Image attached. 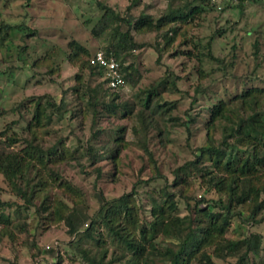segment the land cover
<instances>
[{"label": "rangeland", "instance_id": "1", "mask_svg": "<svg viewBox=\"0 0 264 264\" xmlns=\"http://www.w3.org/2000/svg\"><path fill=\"white\" fill-rule=\"evenodd\" d=\"M97 1L122 15H150L155 19L168 4L177 7L184 0H134L132 5V0H0V106L4 111L0 117V139L17 138L16 145L11 146L15 150L26 144L25 139L34 129L37 142L44 149L55 146L58 151L48 159L41 175L34 171L26 174L31 184L41 180L29 203L0 173V212L10 219L8 224L0 223V264H87L71 247L77 233H68L63 218L42 210V203L53 208L57 204L82 205L87 218L79 226V232L89 225L90 216L99 208L95 195L98 190L107 200L128 194L140 218L149 214V194L159 195L163 186L175 193L173 197L181 215L186 212V201L193 205L200 196L206 200L202 205L219 198L220 204H225V196L214 187H207L196 175L187 176L183 183L187 198L178 196L181 184L174 181V170L207 143L204 124L209 108L218 98L226 97L225 90H240L245 83L264 88V0H245L241 6L209 2L188 22L174 24L179 35L167 46L162 42V34L169 25L158 32L133 31L135 41L143 44L133 51L138 81L116 90L118 100L135 105L142 89L164 76L168 82L178 77L176 88L167 83L161 92L163 98L172 101L171 109L155 116L167 134L162 137L156 129L146 133V147L152 159L142 146L144 135L132 131L138 127L135 108L124 116L121 110H117V115H98L96 121H92L93 113L88 109L84 113L79 110L84 99H79L74 86L103 85V73L92 72L88 63L80 66L70 61L68 44L70 41L81 44L89 56L109 44L108 31L98 36L90 31L101 14ZM14 23H19L21 29L6 27ZM254 41L258 43L257 53L252 46ZM208 48L212 58L204 54ZM89 56L81 55V59L87 60ZM76 74L80 76L79 82ZM60 99L63 108L59 114H52L46 101L59 104ZM37 101L53 116L43 119L40 126L27 129L26 124L34 122ZM227 105L234 113L240 109L239 100ZM258 105L257 109L263 110L264 93L259 95ZM191 117L193 122L189 121ZM219 122L212 131L215 143L221 141L224 133ZM118 125H123L118 133L122 140L113 142ZM232 140L228 138L227 142ZM88 143L100 151V157L94 161L85 153ZM221 148L226 155L242 153L224 144ZM61 183L71 184L75 192L67 191ZM21 186L24 188V182ZM250 208V203L231 206V211L240 210L241 215L230 219L225 236L238 239L251 233L260 234L259 252L250 256L252 264H264V210L254 216L258 220L255 222L250 219ZM94 232L95 236H101L99 243L90 239L82 243L92 252L97 248L105 250L106 263L119 253L117 244L111 243L101 225L95 224ZM157 240L164 241L162 236ZM208 251L212 252V247ZM212 260L214 264H232L236 257L222 259L212 255Z\"/></svg>", "mask_w": 264, "mask_h": 264}, {"label": "trees", "instance_id": "2", "mask_svg": "<svg viewBox=\"0 0 264 264\" xmlns=\"http://www.w3.org/2000/svg\"><path fill=\"white\" fill-rule=\"evenodd\" d=\"M209 1L184 0L177 7H172L170 3L163 14L155 19L150 15L138 17H133L129 13L122 15L110 6L97 1L101 14L90 31L95 36L104 31L109 32V44L98 49H102L106 54H112L118 61L124 85L127 83L135 85L138 81V74L133 51L143 44L135 41L133 31L158 32L169 25L162 34L164 39L162 42L167 46L179 35L178 26L174 24L188 22L195 14L201 12ZM244 2L245 0H238L234 5L241 6ZM132 3L134 0L131 1V5ZM129 8L130 4L127 6V9ZM6 27L21 29L19 23L7 24ZM68 45L70 46L68 51L70 61L77 65L79 63L80 66L88 63L92 72L102 74L100 67L89 62L94 51L89 56V51L81 44L70 41ZM252 46L254 53H257V41H254ZM204 54L212 58L209 48ZM81 55L89 57L87 60H82ZM197 58L201 62L200 52L197 53ZM79 78V74H76L77 82ZM166 78L164 76L157 83L142 89L135 105H129L127 101H119V94L115 91L123 86L110 88L105 79L102 80L103 85L100 84L95 88L77 83L74 86L75 90H78L77 96L80 100L84 99V106H82L84 108L81 107L79 110L84 113L88 109L93 113L92 121H96L94 119L98 115H117V112L121 110L124 116L130 114L132 108H135L134 114L138 127H133L132 131L135 134L139 131L144 135L142 146L152 159L146 147V133L151 129H156L162 137L167 134L165 129L160 127V122L156 121L155 116L158 113L163 115L165 111L171 109L172 101L163 98L161 92L167 83L171 88H176L175 79L178 77L170 79L169 82ZM225 92L226 97L218 98L209 108V117L204 124L208 136L207 143L196 149L193 158L184 161L174 170V181L181 184L177 190L178 196L187 198L184 194L183 183L187 176L196 175L205 181L207 187H214L217 192L224 195L225 204H220L221 198H219L202 205L206 200L200 196L201 198H197L193 205L186 201V212L181 215L178 212L177 201L173 197L175 193L163 186L159 188V195L149 194V214L140 218L134 201L128 197V194L107 200L98 190L95 195L99 201V208L90 216L89 225L79 232V226L87 218L82 205L79 203H74L72 206L62 204L60 207L57 204L53 208L50 204L42 203V210L48 211L50 215L63 218L68 226V233H77L78 238L73 241L71 247L77 250L87 264H113V262L118 264H214L212 255L222 259L234 256L236 260L232 264H252L250 255L258 254L262 242L261 235L251 233L249 236L232 239L227 238L225 233L228 230L230 219L236 214L241 215L240 210L231 211L232 205L250 203L249 216L255 222L258 220L254 216L264 210V108L261 111L257 109L260 106L258 97L264 93V88L247 86L245 83L240 90L235 89L230 92L225 90ZM234 100L240 101V109L237 113L230 110L227 105ZM47 105L51 108L52 114H59L64 103L62 99L59 104L54 100H47ZM45 109L46 107H40L39 102H36L32 117L34 122H28L27 129H30L32 125L40 126L43 119H50L53 116ZM3 112L0 106V117ZM189 121L193 122V117L189 118ZM218 121L224 133L221 141L215 143L212 131ZM162 123L165 125L164 121ZM117 127L115 133L117 136L112 138L113 142L122 140L118 133L122 131L123 125ZM186 127H188L187 124ZM228 138H232V142L228 143ZM25 141V145L14 150L11 146L16 145L17 138L6 136L0 139V173L12 189H15L16 193L29 203L34 192L41 185V180L37 179L31 184V178L26 174L34 171L41 175L42 168L46 166L48 159L55 157L58 151L55 146L44 149L37 142L34 129ZM222 144L235 147L236 151L242 153L239 155L230 152L226 155V151L221 148ZM85 153L93 161L100 157L99 149L91 144L87 146ZM33 177L36 178L35 175ZM23 182L24 188L21 186ZM62 185L67 191L75 192L71 184ZM218 207L221 210H218ZM9 222L8 215L1 211L0 223L8 224ZM95 224L105 229L106 236L110 237L111 243L117 244L115 248L119 250V253L106 263L104 262L105 250L97 248L95 252H92L89 246L82 243L86 239L99 243L101 236H95ZM159 236H162L164 241L157 240ZM211 247L212 252L208 251Z\"/></svg>", "mask_w": 264, "mask_h": 264}, {"label": "built area", "instance_id": "3", "mask_svg": "<svg viewBox=\"0 0 264 264\" xmlns=\"http://www.w3.org/2000/svg\"><path fill=\"white\" fill-rule=\"evenodd\" d=\"M211 4L227 5L237 3L238 0H210ZM90 64L102 69L103 79L110 88L124 86V78L119 68V63L112 54H106L102 49L94 51L90 57Z\"/></svg>", "mask_w": 264, "mask_h": 264}]
</instances>
